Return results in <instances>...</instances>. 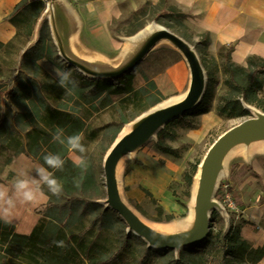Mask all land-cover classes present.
I'll use <instances>...</instances> for the list:
<instances>
[{
  "label": "rangeland",
  "instance_id": "rangeland-1",
  "mask_svg": "<svg viewBox=\"0 0 264 264\" xmlns=\"http://www.w3.org/2000/svg\"><path fill=\"white\" fill-rule=\"evenodd\" d=\"M187 22L188 18L182 8L168 0H162L156 5L146 3L130 15L126 22L128 31L143 30L145 37L146 46L138 53L139 61L133 67L135 75L140 76V87H146L148 93L141 97V102H136L127 109H124V105L97 112L84 110L83 106L80 108V114L88 116L87 130L94 131L93 137L83 145L85 154L93 159L97 174V185L93 187V194L91 198L85 199L97 205L92 213L89 210L93 207L89 210L80 208L77 214L82 215L84 225H92L103 232L100 241L108 250L119 249L125 243L127 249L130 248V253L136 252L137 258L138 252L156 248V245L150 244L144 236L137 235L133 228L138 226L147 230V227L153 225L177 227L183 223L190 215L193 183L199 164L204 159L208 161L223 146L218 160L223 161L226 154L229 156L213 194L215 208L209 210L207 215L205 200L201 196L196 206L197 215L191 226L197 224L198 229L192 235L181 236L188 228L154 231L161 239L175 244V247L165 248L168 249L166 254L157 256L153 263L170 264L172 260L183 257L182 264H214L211 260L226 256L229 264H244L245 260L232 259L229 255H224L221 249L215 251L214 245L219 246L224 242V235L230 226L234 227L233 224L238 227L244 222L249 223L242 216L243 207L236 198V184L243 183L245 175L254 176L255 180H252L249 186H253L259 200H264V183L260 181L263 174L261 168L264 169V129L232 137L252 121L249 119H256L257 114L264 113V57L250 56V68V57L241 65L235 61L232 53H229L230 58L227 57L226 47L229 44L211 46L209 34L196 33ZM204 34L207 35L209 43L204 41ZM43 36L48 39L46 42L49 45H53L49 30H45ZM22 40L18 39L12 47H2L0 50V78L16 76L13 82H10L12 87L18 84L20 77L31 76L35 71L32 63L28 64V61L21 58L23 47L19 42ZM231 44L233 49L239 48L236 42ZM183 56L189 60L188 80L192 85V102L202 92L204 94L207 79L210 80L211 93L206 97L205 113H192L194 107L182 113L178 112L179 109L166 108L163 105H167L171 99L158 93L160 91L157 85V89L146 86L145 77L153 80ZM64 61L71 66L67 73H70L74 84L75 70L88 77H99L79 67L75 62ZM39 64L41 65L40 61ZM124 67L120 65L115 69H106L105 74L100 77L115 76ZM253 69L259 71L256 79H263L261 89L256 90L257 100L254 104L246 103L239 94L241 87L248 83L249 74ZM37 75L44 83L50 82L43 79L40 73ZM122 96L123 94L111 95L110 98L117 102ZM237 97L249 111V115L232 118L217 111V108L225 103V99L234 100ZM76 98L73 95L69 106L75 105L73 102ZM47 101H51L50 98H47ZM25 103L30 107L28 101ZM3 104L5 118L11 120L12 110ZM174 113H178L177 117L171 118ZM160 120L162 122L151 131L149 127ZM246 121L249 122L245 123ZM124 130H128L132 138L109 154ZM221 135L224 137L218 141ZM158 143L174 149L175 155L162 153L156 147ZM20 154L13 156L12 153L6 152L0 156V183L16 185L21 180V177L11 170L12 161ZM6 155L12 158L11 163L7 165L4 162ZM77 156L79 155L76 152L68 150L71 160L74 161ZM27 158L32 161L28 156ZM33 163L39 164L37 161ZM217 165V170L221 171L222 165ZM42 187L49 190L44 183L40 187L41 190ZM65 198L66 195L61 193L59 201L64 202ZM45 205L36 209L37 214L38 211L44 210ZM167 215H172V218L166 219ZM39 216L38 214V218ZM261 226H264V221ZM204 232L206 235L202 238V251L197 250L195 256L191 257V246L198 243L191 242ZM179 243L183 245L177 246Z\"/></svg>",
  "mask_w": 264,
  "mask_h": 264
},
{
  "label": "trees",
  "instance_id": "trees-1",
  "mask_svg": "<svg viewBox=\"0 0 264 264\" xmlns=\"http://www.w3.org/2000/svg\"><path fill=\"white\" fill-rule=\"evenodd\" d=\"M44 6L43 0H20L8 17L16 28V36L9 42H0V50L2 47H12L18 39H23L19 42L20 46H26ZM45 30H49L47 21L40 28L39 39L23 50L21 55L23 61L34 65L35 71L32 75L20 77L18 74L20 80L15 87L10 86V82H13L16 76L0 78V156L6 152L12 153L13 156L24 153L32 161H37L62 184V193L66 198L64 202H60L61 194L53 195L44 185L42 190L48 196V201L44 210L38 211V221L28 234L17 233L11 221L0 217V264H154L157 256L165 255L168 249L148 248L138 252L137 258L136 252L130 253V248L127 249L125 243L119 249L108 250L100 241L103 232L92 225H84L82 215L78 216L77 212L80 208L89 210L92 207L89 212H94L97 203H89L85 198H91L93 187L97 185V174L93 159L85 153L76 152L86 160L87 167L75 166L73 160L68 157L69 147L66 142L67 137L79 134L82 136L81 143L85 145L94 135V131L87 130L88 116L80 114L82 106L84 110L91 112L121 105L127 109L136 102H141V97L146 96L148 91L146 87L132 86L134 67L117 76L104 78L88 77L75 70L76 83L74 84L70 77L71 83L60 87L58 78L55 79L45 72L39 60L50 61L61 72H67L71 66L60 59L55 46L46 42L48 39L43 36ZM203 37L204 41L209 43L207 35L204 34ZM232 49L233 44L226 47L228 58ZM251 65L250 57L248 67ZM38 73L50 82L44 83ZM258 73L257 69H253L249 74L248 83L240 89L239 94L246 103L254 104L257 100L256 90L261 89L263 84V79H256ZM145 82L146 86L157 89L154 81L148 77H145ZM206 84L201 101L192 111L194 114L206 111V97L211 93L209 78ZM119 94L123 96L117 102L111 100V95ZM73 95L77 97L73 102L75 105L69 106ZM160 97L163 96L160 94ZM47 98L51 101H47ZM3 103L12 110L11 120L5 118ZM217 111L232 118L249 115V111L239 102L238 97L234 100L225 99V103L220 105ZM58 132L62 133L61 139L65 143L61 144L54 139ZM156 147L162 153L175 155V150L168 146L158 143ZM50 154L61 157L64 161L62 169H53L46 164L44 157ZM11 160V156H4L6 165L10 164ZM171 218L172 215L166 217ZM133 237L137 239L136 236ZM223 241L219 246L214 245L215 251L221 249L224 255H229L232 259L245 260L244 264H256L264 257V245L252 247L241 237L240 226H230ZM197 242L191 246V257L195 256L197 250L202 251L204 239ZM227 260L225 256L211 262L229 264ZM182 263L183 257L172 260L170 264Z\"/></svg>",
  "mask_w": 264,
  "mask_h": 264
},
{
  "label": "crops",
  "instance_id": "crops-1",
  "mask_svg": "<svg viewBox=\"0 0 264 264\" xmlns=\"http://www.w3.org/2000/svg\"><path fill=\"white\" fill-rule=\"evenodd\" d=\"M19 1L0 0V42H9L16 36V28L8 17ZM160 1L43 0L44 9L23 50L39 39L40 28L47 21L51 42L61 59L75 62L95 76H103L104 70L115 69L120 65L128 68L138 60V53L145 48L146 43L143 30L130 32L126 22L144 4L156 5ZM168 1L182 8L188 18L187 23L196 33L209 34L211 46L236 42L239 48L233 49L231 53L239 64L244 65L250 56L264 57V0ZM47 6L50 7V15L45 12ZM39 61L45 72L58 78L57 72L60 71L50 61ZM188 61L184 56L175 60L153 79L160 93L171 99L166 108L181 110L192 103ZM128 63L131 64L126 65ZM140 80L139 75H134L132 86L140 87ZM39 168V164L33 163L23 154L15 157L11 164V170L21 180H28L34 189L38 187L35 202L24 201L17 194L13 183H0V191L6 194L0 200V217L11 221L19 234H28L32 230L38 221L36 209L48 201V196L40 188L43 182L37 175ZM261 170L263 174L260 181L264 183V169ZM245 177L243 183L236 184V198L244 212L242 216L249 222L239 225L240 235L252 247H259L264 245V226H261L264 221V200H259L253 186H249L255 180L254 176ZM25 225H28L26 229L23 228ZM256 264H264V257Z\"/></svg>",
  "mask_w": 264,
  "mask_h": 264
},
{
  "label": "bare ground",
  "instance_id": "bare-ground-1",
  "mask_svg": "<svg viewBox=\"0 0 264 264\" xmlns=\"http://www.w3.org/2000/svg\"><path fill=\"white\" fill-rule=\"evenodd\" d=\"M157 28H161V26H157ZM163 106L166 107L167 105H163ZM173 112H175V110ZM257 116L259 117V119L252 120L251 122H249V124H246L245 127L240 128L237 132H235V134L232 137H234L235 135H240V134H249L250 132H254L255 130H259V131L263 130L264 129V113L257 114ZM160 122H162V120L150 126L149 129H151V131L155 130L154 128ZM223 137L224 135H221L218 141H220ZM131 138H132V135L129 134V131L124 130L120 138L114 143L115 145L113 146L109 154H111L115 149L120 148V146L124 145ZM140 141L141 140H138V142ZM222 147L223 146H221V149ZM221 149L218 150L216 153H214L213 156L208 161L204 159L199 164L198 169H197L198 171L195 175V179L193 183L194 187H193V192L191 196L192 200H191V208H190V213H189L190 215L183 223L178 224L177 227H174L173 225H166V226L153 225L152 227H147V230L141 229L137 226L133 228V230H135V232L137 233L142 234L145 238H147L150 244H154L156 246H166L167 244L168 245H175V244L161 239V237L156 235L154 231L161 232V231H167V230H172L176 228H185V229L188 228V230L186 229V231L182 232L181 236H189L195 233V231L198 229L197 224L194 227H191V226L193 225L194 220L196 218V215H197L196 206H198L201 196H203V199L205 200L207 215H208L210 208L214 206L215 204L213 194L217 187V182L220 179L224 171L226 161L229 156L228 154H226L227 156L225 157V159L223 161H219L218 158L220 156L219 154L221 153ZM217 164L222 165L221 171L217 170V166H218ZM129 215L132 218H135L134 215H132L131 213H129ZM27 226L28 225H25L23 226V228L26 229ZM200 235L201 234L197 235V237H199ZM181 244L182 243H179L178 245H181Z\"/></svg>",
  "mask_w": 264,
  "mask_h": 264
},
{
  "label": "clouds",
  "instance_id": "clouds-1",
  "mask_svg": "<svg viewBox=\"0 0 264 264\" xmlns=\"http://www.w3.org/2000/svg\"><path fill=\"white\" fill-rule=\"evenodd\" d=\"M58 77V85L60 87H66L68 83H71L70 80V73L67 72H57ZM62 133L58 132L57 135L54 137L55 140L59 141L61 144L65 143L63 139H61ZM82 136L77 134L70 137H67V145L70 150L74 152H79L81 154L85 153L86 149L84 145L81 143ZM46 164L53 169H62L64 161L61 159L59 155H47L44 157ZM73 163L75 166L80 168H86L87 162L83 158V156H77ZM37 175L40 178V181L47 185L49 191L56 196H59L62 191L63 187L57 179L52 176V173L48 172L45 168L41 167L37 169ZM38 190L34 189L28 180H20L16 184V191L17 194L22 197L24 201L27 202H35L36 201V192ZM5 192L0 191V200L4 199ZM11 204V201H9Z\"/></svg>",
  "mask_w": 264,
  "mask_h": 264
},
{
  "label": "water",
  "instance_id": "water-1",
  "mask_svg": "<svg viewBox=\"0 0 264 264\" xmlns=\"http://www.w3.org/2000/svg\"><path fill=\"white\" fill-rule=\"evenodd\" d=\"M138 61H139V59L136 60V61H135L130 67H128V68H124V69L120 70L118 74L123 73L124 71H128V70L132 69V67H133ZM118 74H117V75H118ZM117 75H115V76H117ZM99 77H100V76H99ZM202 95H203V92L197 97L196 100H194V101L191 103L190 106H188V107H186V108H183V109L179 110L178 112H180V113H182V112H186V111L190 110L191 108L195 107V106L201 101V99H202V98H201ZM177 115H178V113H174V114L172 115L171 118H175V117H177ZM257 119H259V117H257L256 119H249V121H251V120H257ZM249 121H246L245 123H248ZM245 123H244V124H245ZM214 208H215V206H212V207L210 208V210H212V209H214ZM134 232H135V231H134ZM135 233H136L137 235L139 234V235L143 236V235L140 234V233H137V232H135ZM205 235H206V232L202 233L199 237L196 236V237H195V240H194L193 242H191V243H195V241H198V240L204 238ZM181 245H183V243H182ZM181 245H178V246H181ZM156 247H161V248H167V247H170V248H173V247H175V245H168V244H167L166 246H156Z\"/></svg>",
  "mask_w": 264,
  "mask_h": 264
},
{
  "label": "built area",
  "instance_id": "built-area-1",
  "mask_svg": "<svg viewBox=\"0 0 264 264\" xmlns=\"http://www.w3.org/2000/svg\"><path fill=\"white\" fill-rule=\"evenodd\" d=\"M45 12L47 13V15H50V7H49V6H47V7L45 8Z\"/></svg>",
  "mask_w": 264,
  "mask_h": 264
}]
</instances>
